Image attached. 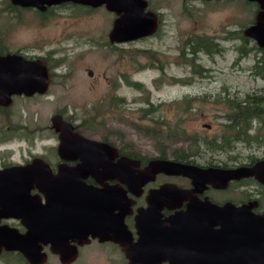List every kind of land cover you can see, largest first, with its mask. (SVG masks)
<instances>
[{
  "label": "rangeland",
  "instance_id": "obj_1",
  "mask_svg": "<svg viewBox=\"0 0 264 264\" xmlns=\"http://www.w3.org/2000/svg\"><path fill=\"white\" fill-rule=\"evenodd\" d=\"M150 1L161 15L155 32L114 49L107 44L115 15L104 5L89 12L57 7L42 17L31 8L20 15L9 14L3 9L5 0H0V31L7 49L49 57L54 67L48 93L15 98L10 107L12 120L42 129L46 136L43 129L51 124L53 114L63 113L87 136L106 137L122 152L145 160L161 152L170 159L193 149L190 136L207 139L219 134L229 111L220 96L226 91L242 98L264 86V81L251 73L254 52L240 56L241 41L226 39L228 30L246 26L249 11L237 0ZM196 35L210 36L222 48L219 53L197 54L196 62L204 68L200 73L180 56V47ZM185 57H189L187 51ZM121 72L142 89L126 84ZM114 83H122L118 91ZM114 96L123 99L118 107L110 103ZM185 97L196 100L187 104ZM151 104L153 112L143 115L141 109ZM187 106L193 107L189 113ZM179 119L186 134L175 132ZM251 143L235 142L226 151L201 147L194 160L207 164L229 163L237 154L244 161L249 155L261 157L264 143Z\"/></svg>",
  "mask_w": 264,
  "mask_h": 264
},
{
  "label": "flooded vegetation",
  "instance_id": "obj_2",
  "mask_svg": "<svg viewBox=\"0 0 264 264\" xmlns=\"http://www.w3.org/2000/svg\"><path fill=\"white\" fill-rule=\"evenodd\" d=\"M192 1L216 2L218 0ZM237 1L244 4L247 11H249L250 18L245 27L242 26L241 28L228 30L227 33L234 34V37H231V39L236 38L241 43L246 41L247 47L253 50L258 49L264 51V46L258 43V39L264 40V37H259L256 34L255 37H249L244 34V31L248 27H256L261 21L260 13L262 8L259 2L255 0ZM146 2L147 6L145 10L155 13L160 23L161 15L159 11H155L150 0H146ZM112 14L115 15L114 19H116L117 14ZM240 34L245 37V40H242ZM216 43L222 49L219 43ZM118 44L120 43H116L117 46ZM16 53L21 52L17 51ZM21 54L29 58L35 57L27 56L24 53ZM254 62L251 73L264 81V77L258 74L259 69L264 70V59L262 61L260 60V66L262 67L256 66V64H259L256 63V60ZM49 72L50 82L45 93H35L32 96H25L23 94L12 95V103L15 98H32L47 94L53 74L50 68ZM121 85L122 83H114L115 91H118ZM258 91L253 93L263 94L264 86L258 89ZM224 93H226L225 96L236 97V95L230 96L226 91ZM11 105L8 107L0 106V172L13 168H26L33 166L36 161H41L46 165L44 166L42 164V166L47 167L52 176H56L59 174V169H72L82 163V159L77 153L78 150L72 144L62 143L60 139V134L65 126L69 127L70 135L78 133L84 137L95 139L83 133L81 126H77L71 118L65 116L63 113H56L50 119L51 124L43 129L45 133L47 132L46 136H44L42 129H32L26 123L23 124L12 120V113L10 112ZM56 120L57 123L61 122V125L57 126ZM257 124H260V122L257 120L253 121L254 127ZM85 125L90 127V124ZM40 136H42L41 139H39ZM96 140L108 142L104 138ZM39 141H45V143L37 145ZM263 143L264 139L257 142L258 145ZM114 149L115 154L110 160L111 163L117 162L124 156L138 161V165L132 166V169H134L133 176H139L153 159H169L158 156L145 160V158L143 159L137 154L122 152L118 147H114ZM232 158V161L229 163L223 161L220 163L208 162L207 164H198L194 162L191 164H196L201 167H218L224 169L240 166L252 167L258 161L264 160V154L261 157L249 155L247 161L240 160L239 154ZM39 166H35V169L29 172L32 173V178L22 176L10 179L0 178V184H12L13 189L25 193L27 195V201H29L27 208L22 213L24 219L11 215L0 216V227L7 229L11 236L28 235V256H25L19 250L6 249L0 245L1 264H171V261L166 258L148 259L143 262L130 261L128 258L129 251L138 247L136 244L141 239V234L144 235L145 233L144 228L139 229L136 216L141 212L140 210L148 207L147 199L149 195L154 190L160 189L166 184H172L174 186H170L172 188H168L170 191L164 196L165 200L170 202L163 204L160 208L159 215H157L158 219L164 221L162 227L170 225L168 221L170 217L190 211V206H194L193 209H200L197 207L201 203L202 205H209L207 206L208 210L204 213L202 212L201 215H206L210 220L214 221L208 228L209 230L222 232L220 236L222 244L220 243V245L221 247L223 246L224 251L226 250L224 255L234 248L232 243L237 242L238 237L240 238L244 232L252 237L253 235L255 236L257 219L264 220V184L259 182L254 175L231 179L222 183L223 185H219L221 184L219 181L213 180L211 182H203L201 185L196 186L189 177L181 174L175 175L157 172L152 179L142 183L137 178L121 181L117 177L107 175L102 168H99L97 172L87 175L83 179V184L93 189L110 188L118 192V207L112 211L113 218L105 220V224L110 225L107 230H99L98 234L89 232L87 235L81 236L80 228L76 226L80 222L77 220L79 217L77 211L73 208H70L72 210H63L64 208L62 207L60 210L54 211L46 207L49 200V197L46 195L49 190L48 180L44 181L41 179L40 181V178H38V175L41 173L37 169ZM45 172L48 173L47 171ZM42 173L44 172L42 171ZM40 186L44 187L40 188ZM176 191L182 193L176 194ZM56 222L58 224L56 228H49L50 224H55ZM65 223L72 226L71 231L69 230L67 232L66 239H64L65 229L60 228ZM154 229V227L148 228L149 231H153ZM262 232H264L263 229ZM209 238L212 237L207 235L203 236L204 241ZM202 248L205 250L202 251L204 261L201 264L215 262L216 259H209L219 254V251H213V249L208 251L207 243H204ZM142 252L145 253L144 250Z\"/></svg>",
  "mask_w": 264,
  "mask_h": 264
},
{
  "label": "water",
  "instance_id": "obj_3",
  "mask_svg": "<svg viewBox=\"0 0 264 264\" xmlns=\"http://www.w3.org/2000/svg\"><path fill=\"white\" fill-rule=\"evenodd\" d=\"M255 1H258L262 8L261 21L256 27H248L244 34L249 37H255L256 34L263 38L264 0ZM10 2L13 5L34 8L39 11H45L47 7L65 2L92 8L104 5L109 12L117 14L109 33L110 40L114 43H126L151 35L159 23L155 13L145 10L146 0H10ZM258 43L264 46V40L258 39ZM49 82L50 72L44 57L29 58L16 52L0 54V106L8 107L11 105L12 95L43 94L47 91ZM60 123H57V126L61 125ZM60 139L62 143L72 144L78 150L77 153L82 159L79 166L72 169L61 168L58 175L52 176L48 168L44 167L45 164L36 161L33 166L2 171L0 178L10 179L17 176L32 178V173L29 172L33 171L35 166L40 165L37 168L41 171L38 178L40 181L41 179L48 180L49 190L46 195L49 200L46 207L54 211L60 210L61 207L64 208L63 210H72L70 208H73L77 211L79 215L77 220L80 222L76 226L80 228L81 236L87 235L89 232L98 234L99 230H107L110 225L105 224V220L113 218L112 211L118 207V192L110 188L93 189L83 184V179L87 175L97 172L99 168H102L107 175L117 177L121 181L137 178L143 183L152 179L155 173L164 172L187 176L196 186L213 180H217L221 183L219 185H223L222 183L231 179L251 175H254L259 182L264 184V160L258 161L252 167L240 166L224 169L201 167L172 159H153L139 176H133L134 169L132 166L138 165V161L124 156L117 162L111 163L110 160L114 157L115 149L109 142L87 138L78 133L70 135L68 126L62 129ZM170 186L174 185L166 184L160 189L154 190L147 199L148 207L140 210L141 212L136 216L139 229L144 228L145 233L144 235L141 234V239L136 244L138 247L129 251L128 258L130 261L143 262L148 259L166 258L171 261V264H201L204 261L202 251L205 250L202 245L207 243L208 251L213 249V251H219L220 254L210 257L209 260L216 259L211 264H264V232H262L264 220L257 219L255 236L252 237L244 232L240 238L238 237L237 242L232 243L234 248L229 250V253L226 252L225 255L226 250L224 251L223 246L220 245V243L222 244L220 238L222 232L209 230L208 228L214 221L206 215H201L202 212L208 210L207 206L209 205H202L201 203L197 207L200 209H193L194 206H190V211L170 217L168 219L170 225L162 227L164 221L158 219L157 215H159L161 206L170 202L164 198L170 191L168 188H172ZM175 193L182 192L176 191ZM28 204L29 201H27L25 193L13 189L12 184H0V216L11 215L24 219L22 213ZM57 225V222L50 224L49 228H56ZM63 226L60 228L65 229L64 239H66L67 232L71 231L72 226L68 223ZM150 227L155 229L149 231L148 228ZM206 235L212 238L204 241L203 236ZM28 239V235L11 236L7 229L0 227V245L6 249L19 250L28 256ZM143 250L145 253L142 252Z\"/></svg>",
  "mask_w": 264,
  "mask_h": 264
},
{
  "label": "trees",
  "instance_id": "obj_4",
  "mask_svg": "<svg viewBox=\"0 0 264 264\" xmlns=\"http://www.w3.org/2000/svg\"><path fill=\"white\" fill-rule=\"evenodd\" d=\"M65 6L70 7L72 9L83 10V12H89L92 10V7L73 4L70 2H65L56 6L47 7L45 11H39L34 8L31 9H33L39 16L43 17L46 13L52 11L54 8ZM3 7L5 12L15 15H20L23 10L30 9L29 7L23 8L17 5H13L10 0H5V6ZM185 10L187 11V9ZM231 37H234V34H229L226 39H229ZM240 37L242 38V40H245V37L242 34H240ZM107 45L114 47V49H117V45L114 42H109ZM220 50L221 49L217 46V43L214 42L212 37L206 35H196L194 37H189L185 41V43L180 47V56L184 57L185 63H188L194 70L200 73L203 67L196 62L197 54L200 52L206 54L219 53ZM238 50L240 52V56H245L247 55V52L253 51L256 55V63H259L256 64V66L262 67L260 66V60L262 61L264 59V51H260L258 49L253 50L252 48L247 47L246 41L241 43V45L238 47ZM8 51L9 50L7 49L2 40L0 31V54H4ZM136 51L140 52L142 50L138 49ZM186 51L189 57H185ZM45 60L47 61L50 70L54 68L53 65L50 63L49 57H46ZM153 60L157 61L156 58ZM151 63L153 62L151 61ZM258 74L264 77V70L259 69ZM120 77L125 81L126 84L128 82L129 84L142 89L140 83L132 82L130 80L128 81V79L124 77L123 73L120 75ZM220 97L224 99V103L229 109V111L224 115L225 123L222 125L220 133L207 139H205V137L203 138L198 136H190V140H192L193 149H190L186 152L182 151L181 154H176L175 156H173L172 160L184 163H194L196 162L194 160V157L201 154V147H205L208 150L226 151L231 150L234 147L235 142H245L250 144L251 142L257 143L264 139V133H262L264 130V93H251L245 95L242 98H236L237 96L229 97L225 96V94L224 96ZM122 100V98L114 96L110 103L113 107H118V103H120ZM195 100L196 97H185L184 99L185 103L187 104ZM154 109L155 107H153L151 104L148 108L141 109V111L143 112V115H148L152 113ZM192 109V106H187L186 113H189ZM179 120V122H176L175 132L178 134H186V132H184V128L180 127L182 122L181 119ZM255 120L260 122V124H257L256 127L253 126V121ZM104 139H106V137ZM160 158L168 157L163 152H161Z\"/></svg>",
  "mask_w": 264,
  "mask_h": 264
}]
</instances>
